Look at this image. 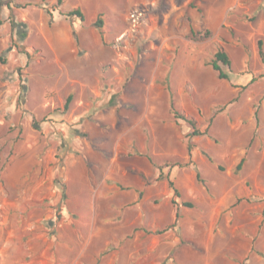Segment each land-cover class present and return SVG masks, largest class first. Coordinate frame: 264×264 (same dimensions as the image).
Returning a JSON list of instances; mask_svg holds the SVG:
<instances>
[{
  "label": "rangeland",
  "instance_id": "374dc122",
  "mask_svg": "<svg viewBox=\"0 0 264 264\" xmlns=\"http://www.w3.org/2000/svg\"><path fill=\"white\" fill-rule=\"evenodd\" d=\"M56 1L0 0V264H264V0Z\"/></svg>",
  "mask_w": 264,
  "mask_h": 264
},
{
  "label": "trees",
  "instance_id": "16d2710c",
  "mask_svg": "<svg viewBox=\"0 0 264 264\" xmlns=\"http://www.w3.org/2000/svg\"><path fill=\"white\" fill-rule=\"evenodd\" d=\"M63 3V0H57L56 1V5L57 6H60L62 5ZM61 15L67 17L68 19H72V18H78L80 19L81 21H84V15L82 13V11L79 9V8H75V9H72L68 12H65V13H61ZM188 21V24L190 25V21L187 19ZM2 25V20H1V5H0V26ZM94 26L97 28V30L99 31L101 37L103 35V20H102V13H98L97 16H96V19L94 21ZM190 31L191 33L194 34V31L192 30V28L190 27ZM73 34V37L76 39V32H72ZM25 37V34H21V38H24ZM262 45H263V42L262 40H259L258 43H257V46H258V54H259V57L261 59V61L263 62L264 61V53H263V50H262ZM209 66H211L212 70L216 73V76H217V79L218 80H228L229 79V76L227 73L224 72L223 70V67H229L230 66V59H229V56L228 54L226 53V51L223 49V48H218L215 53L213 54V57L212 59L210 60V62L208 63ZM114 98V97H113ZM72 99V95H69L67 97V100H66V103L68 104ZM170 112L171 114L173 115V118L174 120H182V121H185L188 123V125L190 126L191 128V133H190V136H199V135H202L203 133H201L200 131H198L195 127V123L194 121L192 120H189V119H186L180 112H179V109H178V106L177 104L175 103L174 100H171L170 101ZM255 120H257V112H255ZM244 162V159L242 158L239 163L236 165L235 169H234V172L235 173H238L241 168H242V164ZM218 169L220 171H223V168L221 166H218ZM197 178H199V174L197 173ZM168 184L169 186L172 188L173 187V183L171 181H168ZM174 192L175 194L177 195V191L176 189H174ZM188 206V205H187ZM158 234V233H157Z\"/></svg>",
  "mask_w": 264,
  "mask_h": 264
},
{
  "label": "crops",
  "instance_id": "0c3cea01",
  "mask_svg": "<svg viewBox=\"0 0 264 264\" xmlns=\"http://www.w3.org/2000/svg\"><path fill=\"white\" fill-rule=\"evenodd\" d=\"M91 1H92V3H94V2H97L98 3V6L97 7H107L106 6V2L104 1V0H89V2H90V4H91ZM62 5H63V3H62ZM61 5V8H63V6ZM92 5V4H91ZM76 8V7H75ZM77 8H79V7H77ZM70 11V10H69ZM65 12H68V10H65Z\"/></svg>",
  "mask_w": 264,
  "mask_h": 264
}]
</instances>
